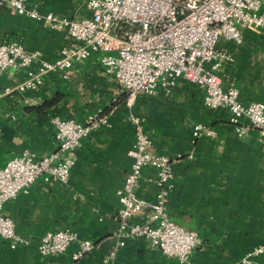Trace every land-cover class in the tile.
Listing matches in <instances>:
<instances>
[{"label":"crops","instance_id":"1","mask_svg":"<svg viewBox=\"0 0 264 264\" xmlns=\"http://www.w3.org/2000/svg\"><path fill=\"white\" fill-rule=\"evenodd\" d=\"M26 7L69 19L89 15L84 0H26ZM11 41L47 61L73 44L64 29L46 27L0 5V44ZM218 47L234 57L219 71L222 85L236 87L245 104H264V28H245L240 44L220 40ZM24 75V70H0V91L17 85ZM98 113L109 114V125L91 131L68 152L74 163L66 183L39 177L3 205L1 214L13 220L24 241L11 247L0 237V264H180L152 240L117 246L116 191L130 170L128 151L135 137L129 114L151 134L153 153L172 160L168 216L198 233L201 243L193 252L196 264H241L246 252L263 244L264 139L246 120H240L248 126L246 135L237 136L230 113L204 107L202 90L183 79L172 87H159L152 96L139 94L128 105L118 85L104 73L99 54L74 61L68 80L48 74L39 89L0 98V168L24 151L36 157L54 152L52 118L84 122ZM198 123L213 133L195 137L193 126ZM155 177L154 167L142 169L137 197L154 199ZM144 217L145 212H140L131 220L143 222ZM65 229L96 242V247L76 262L72 260L74 244L62 254L41 256L40 236ZM111 250L116 252L112 260ZM252 264H264V253Z\"/></svg>","mask_w":264,"mask_h":264},{"label":"built area","instance_id":"2","mask_svg":"<svg viewBox=\"0 0 264 264\" xmlns=\"http://www.w3.org/2000/svg\"><path fill=\"white\" fill-rule=\"evenodd\" d=\"M84 4L89 15L69 19L27 9L26 0H0V5L16 14L40 20L49 28L64 29L73 41L53 61L26 51L17 41L0 44V70L25 71L20 83L0 91V98L39 89L48 74L68 80L74 61L99 54L104 73L118 85L128 105L139 94L152 96L159 87H172L183 79L202 90L204 107L230 113L237 136L246 135L249 126L264 139V104H245L236 87L222 85L219 71L223 63L233 62L234 57L218 47L220 40L240 44L245 28H264V0H84ZM128 119L135 137L128 151L132 158L130 170L116 191L117 246H124L126 241L152 240L158 242L165 256L176 258L180 264H196L193 252L201 243L198 233L176 224L168 216L166 199L173 187L172 160L153 153L151 134L134 115L129 114ZM240 120H246L248 126ZM51 123L57 143L54 152L36 157L24 151L0 168V237L8 240L11 247L24 240L16 232L13 220L1 214L3 205L25 192L39 177L66 183L74 163L68 152L79 147L91 131L107 127L109 114H93L84 122L54 117ZM212 133L203 124L193 126L195 137ZM145 166L156 169L157 191L152 201L135 194ZM140 212H145L144 221H132V216ZM71 244L76 246L73 262L96 247V242L65 229L43 233L38 251L43 257L55 256L64 253ZM263 253L264 242L246 252L240 263L252 264ZM115 255V250H111L109 259Z\"/></svg>","mask_w":264,"mask_h":264},{"label":"trees","instance_id":"3","mask_svg":"<svg viewBox=\"0 0 264 264\" xmlns=\"http://www.w3.org/2000/svg\"><path fill=\"white\" fill-rule=\"evenodd\" d=\"M50 103H52V101H50L49 103H47V104H50ZM44 106V105H43Z\"/></svg>","mask_w":264,"mask_h":264}]
</instances>
